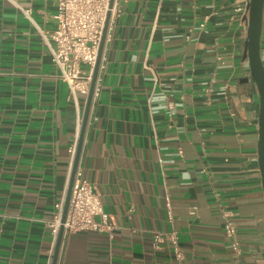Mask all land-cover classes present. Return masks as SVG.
Masks as SVG:
<instances>
[{
    "label": "crops",
    "instance_id": "crops-1",
    "mask_svg": "<svg viewBox=\"0 0 264 264\" xmlns=\"http://www.w3.org/2000/svg\"><path fill=\"white\" fill-rule=\"evenodd\" d=\"M115 1L78 168L117 227L63 235L57 264H264L249 0ZM56 12L0 0V264H52L87 99L39 31ZM157 231L178 233L183 259Z\"/></svg>",
    "mask_w": 264,
    "mask_h": 264
},
{
    "label": "built area",
    "instance_id": "built-area-1",
    "mask_svg": "<svg viewBox=\"0 0 264 264\" xmlns=\"http://www.w3.org/2000/svg\"><path fill=\"white\" fill-rule=\"evenodd\" d=\"M53 1L57 4V12L54 15L56 25L50 32L41 28L39 31L50 48L52 61L60 70L61 77L68 82L71 95L74 98L78 95L87 96L108 11H111V15L105 40L110 38L114 19L120 9L115 0L111 8L110 0ZM64 203L65 199L56 204L58 213L50 224L54 244L61 225ZM224 216L225 229L230 237L231 246L239 252L237 228L230 219V213L225 212ZM116 227L110 214L104 210L99 193L84 176L82 169L77 168L64 222V235L77 230H91L106 232L112 238ZM165 242L173 246L178 259L184 258L179 248V235L176 231L154 233L155 248H160Z\"/></svg>",
    "mask_w": 264,
    "mask_h": 264
},
{
    "label": "water",
    "instance_id": "water-1",
    "mask_svg": "<svg viewBox=\"0 0 264 264\" xmlns=\"http://www.w3.org/2000/svg\"><path fill=\"white\" fill-rule=\"evenodd\" d=\"M114 0H110V8L113 6ZM111 11H108L107 18L104 24L101 41L98 48V55L96 63L93 69L91 78L90 89L86 99V107L83 114L81 123V129L78 139V145L75 153V158L72 166V172L70 176L69 186L65 198L63 213L61 217V225L59 228L52 264H57L59 252L64 235V222L67 217L69 209L70 196L75 179L76 170L78 168L79 159L81 155V149L83 145L86 125L90 113L91 103L95 92L96 81L98 77L99 68L101 65L105 39L109 24ZM247 36L245 40L244 59L247 60L250 70V76L243 79V81H252L255 91L259 99V110H258V156L257 164L261 172L262 186L264 191V0H249L247 5Z\"/></svg>",
    "mask_w": 264,
    "mask_h": 264
},
{
    "label": "flooded vegetation",
    "instance_id": "flooded-vegetation-1",
    "mask_svg": "<svg viewBox=\"0 0 264 264\" xmlns=\"http://www.w3.org/2000/svg\"><path fill=\"white\" fill-rule=\"evenodd\" d=\"M263 55H264V49H263Z\"/></svg>",
    "mask_w": 264,
    "mask_h": 264
}]
</instances>
